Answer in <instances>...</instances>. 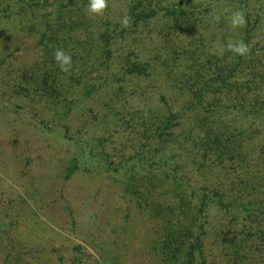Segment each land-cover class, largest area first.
<instances>
[{"label": "rangeland", "instance_id": "obj_1", "mask_svg": "<svg viewBox=\"0 0 264 264\" xmlns=\"http://www.w3.org/2000/svg\"><path fill=\"white\" fill-rule=\"evenodd\" d=\"M51 9L32 0H0V264L188 263L190 242L182 235L191 202L182 207L171 189L156 183L130 187L126 169L109 171L102 162L100 145L115 163L133 156L142 140L133 139L130 117L156 98L155 84L122 76L126 68L119 62L113 80L123 94L108 115L106 94L99 100L88 90L96 68L85 61L86 45L64 47L72 58L68 73L54 60L58 48L44 46L43 17ZM9 13L10 19L3 16ZM157 44L147 55L161 57L141 61L153 65L155 80L183 65L177 58L183 51L174 61L172 50ZM200 54L197 61L202 48ZM84 147L89 154L81 158ZM167 208L173 209L169 220ZM237 244L231 236L204 238L205 264H246L251 253L233 255ZM192 264H203L198 252Z\"/></svg>", "mask_w": 264, "mask_h": 264}, {"label": "trees", "instance_id": "obj_2", "mask_svg": "<svg viewBox=\"0 0 264 264\" xmlns=\"http://www.w3.org/2000/svg\"><path fill=\"white\" fill-rule=\"evenodd\" d=\"M32 1L52 8L43 17L45 47L88 48L85 61L96 68L88 90L99 100L110 94L103 100L108 115L123 94L113 80L119 62L126 68L122 76L155 84L156 98L130 117L133 139L142 140L133 156L115 163L100 145L102 162L109 171L126 169L130 187L156 183L171 189L182 207L191 202V222L182 235L190 242L186 264L195 252L205 264L204 238L225 242L229 236L239 241L233 255L250 252L246 264H264V0H107L103 16L95 19L85 14L88 0ZM236 10L245 14L243 28L231 26ZM124 16L130 18L127 27L121 25ZM156 40L161 50H172L174 61L176 51H183L177 57L183 65L174 66L180 70L170 67V77L158 80L153 65L141 62L161 57L147 55ZM230 40H243L249 53L222 52ZM88 154L84 147L80 156ZM71 163L77 169L78 157ZM166 211L169 220L173 209Z\"/></svg>", "mask_w": 264, "mask_h": 264}, {"label": "clouds", "instance_id": "obj_3", "mask_svg": "<svg viewBox=\"0 0 264 264\" xmlns=\"http://www.w3.org/2000/svg\"><path fill=\"white\" fill-rule=\"evenodd\" d=\"M108 7L107 0H88L87 5L85 6V14L90 19H95L102 17L105 10ZM230 23L233 28H243L246 24L245 14L242 10H236L232 13L230 17ZM130 24V18L124 16L121 19V25L127 27ZM221 51H229L235 56L244 57L246 56L250 49L248 45L243 40L238 41H228L226 45L221 46ZM54 60L59 67L60 71L63 73H68L71 69L72 58L71 55L66 53L63 49H56L54 51Z\"/></svg>", "mask_w": 264, "mask_h": 264}]
</instances>
